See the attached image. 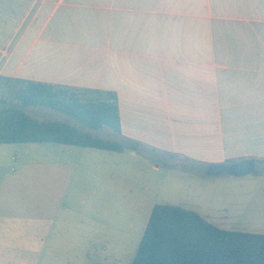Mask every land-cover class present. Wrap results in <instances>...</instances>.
Returning <instances> with one entry per match:
<instances>
[{
  "label": "crops",
  "instance_id": "obj_1",
  "mask_svg": "<svg viewBox=\"0 0 264 264\" xmlns=\"http://www.w3.org/2000/svg\"><path fill=\"white\" fill-rule=\"evenodd\" d=\"M19 81L115 94L112 141L132 157L199 170L264 164V0H0V93ZM3 162L0 264H82L97 253L105 238L76 205L86 173L10 172ZM102 175L93 192L119 193ZM230 221L209 222L236 231Z\"/></svg>",
  "mask_w": 264,
  "mask_h": 264
},
{
  "label": "rangeland",
  "instance_id": "obj_2",
  "mask_svg": "<svg viewBox=\"0 0 264 264\" xmlns=\"http://www.w3.org/2000/svg\"><path fill=\"white\" fill-rule=\"evenodd\" d=\"M6 98L8 95L3 94L0 107H3L1 100ZM26 111L43 121H67L105 140L116 138L109 128L88 130L52 109L30 107ZM62 150H66L65 155L61 154ZM0 155L5 161L1 170L10 172L65 170L87 174L82 179L87 185L80 195L85 203L74 205L82 208L83 218L98 222V239L104 237L105 243L95 244L97 248L92 251L97 253L82 264H132L151 212L160 204L195 211L209 221L227 217L236 231L249 232L257 225L264 226V164L258 163L256 173L244 177H210L203 174L207 168L199 170L195 163L157 156L148 162L141 152L132 157L128 150L115 153L54 143H29L2 145ZM154 165H159L160 170H155ZM100 174L104 181L118 179L119 193L108 189L94 193V176ZM80 180L79 175H74V183Z\"/></svg>",
  "mask_w": 264,
  "mask_h": 264
},
{
  "label": "trees",
  "instance_id": "obj_3",
  "mask_svg": "<svg viewBox=\"0 0 264 264\" xmlns=\"http://www.w3.org/2000/svg\"><path fill=\"white\" fill-rule=\"evenodd\" d=\"M0 145L54 143L109 152L122 144L67 121H43L26 109L44 107L82 127L121 132L118 99L111 92L19 81L1 100ZM264 163V160H262ZM132 264H264V235L227 231L197 212L170 204L154 206Z\"/></svg>",
  "mask_w": 264,
  "mask_h": 264
},
{
  "label": "water",
  "instance_id": "obj_4",
  "mask_svg": "<svg viewBox=\"0 0 264 264\" xmlns=\"http://www.w3.org/2000/svg\"><path fill=\"white\" fill-rule=\"evenodd\" d=\"M256 161L244 160L233 164H215L211 165L207 170L210 177L233 176L244 177L256 173Z\"/></svg>",
  "mask_w": 264,
  "mask_h": 264
}]
</instances>
